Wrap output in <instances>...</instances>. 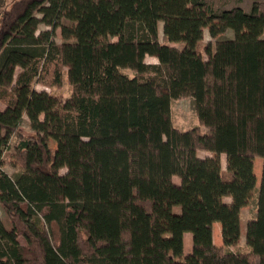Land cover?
Returning <instances> with one entry per match:
<instances>
[{"label": "trees", "instance_id": "obj_1", "mask_svg": "<svg viewBox=\"0 0 264 264\" xmlns=\"http://www.w3.org/2000/svg\"><path fill=\"white\" fill-rule=\"evenodd\" d=\"M238 25L247 36H218ZM263 33L264 0H0V264H264ZM64 78L65 98L50 91ZM182 96L199 118L189 129L171 118Z\"/></svg>", "mask_w": 264, "mask_h": 264}, {"label": "rangeland", "instance_id": "obj_2", "mask_svg": "<svg viewBox=\"0 0 264 264\" xmlns=\"http://www.w3.org/2000/svg\"><path fill=\"white\" fill-rule=\"evenodd\" d=\"M207 1L212 4V6L215 10L218 11V10H221L223 8L233 7L235 5H241V6L243 5L244 7H249L248 10H250L251 5L256 0H207ZM257 1H260V0H257ZM39 15H41V14H39ZM49 27H51V26L47 25L45 23H41L39 30L44 29V28H49ZM159 28L161 30V33L159 34V40L165 41L166 38L164 37V35L162 33L163 29H162V23L161 22H160ZM246 28H247V32H248L247 26L238 25L237 27H235L233 29H229L226 32H224L218 36H233V37L234 36H247ZM263 36H264V33H263ZM56 39L58 41L63 40V36H62L60 28H58L56 31ZM215 40H216V38L212 37L210 35L208 27H205L204 34H203V37L201 40L200 48L204 51L203 47L206 45V43H209V42L214 43ZM176 44L181 45L180 42L176 43ZM146 60L149 62H157L158 61L157 57H155L153 55H147ZM124 71L129 73V74H133V72H134L130 68H125ZM36 87L42 88V86L40 84H37ZM50 91L55 92V93H57L60 96L65 98V97H68L70 95L71 86L68 83L67 79L64 78V81L62 82L61 85L50 87ZM171 118H172L174 125L180 129H189L191 127L199 125V118H198L197 112L195 110L194 98L192 96H182L178 99H174L172 101V105H171ZM202 129L206 130V127L202 126ZM30 132H32V128L30 126V122H29L28 117L25 116L22 124L20 125V127L18 129V133L28 134ZM16 134H14L12 136V138L10 140V147L6 151L5 157H4V159L6 161V170L10 173L14 172L18 168L17 165L14 163V158H13L14 144H15V141L17 140ZM48 140H49L50 146L55 147L56 141L53 140L52 138H48ZM203 152H204V150H199L198 154L201 156L203 154ZM256 160H257L256 161L257 166L255 167V171H256V174L258 176V185H259L263 158L257 157ZM62 170H65V169H62ZM173 180L176 183H180V181H181V179L178 175H174ZM202 190H203L202 197L204 199H209L210 198V179L204 178L203 183H202ZM256 197H257V192H254L252 194L250 200H249V203L246 206H244L242 208V211H241V217L243 219L245 231L247 230V225H248L249 221L255 216ZM230 199L231 198L229 196L224 197L225 201H230ZM174 210L177 212H180L181 206H179V205L174 206ZM0 216L4 219V221H6V223L8 225L11 224V217L8 214V212L6 211V209L3 207L2 204H0ZM214 229L216 230V233L218 230V234L215 236V242L216 243H219V242L222 243L223 241H222V236L220 233V222H216L214 224ZM245 233L242 236V239L239 243V247H241L242 249L247 248V239H246ZM188 234L190 236H192V232H188ZM190 251H192V238L190 239V241L187 240L185 243V253H188Z\"/></svg>", "mask_w": 264, "mask_h": 264}, {"label": "crops", "instance_id": "obj_3", "mask_svg": "<svg viewBox=\"0 0 264 264\" xmlns=\"http://www.w3.org/2000/svg\"><path fill=\"white\" fill-rule=\"evenodd\" d=\"M237 6V5H235ZM243 6V5H242ZM252 6V5H251ZM234 7V6H233ZM244 7V6H243ZM228 8H231V7H228ZM246 10H248L249 7H244ZM159 34L161 33V30L159 29ZM214 153L213 152H210V151H207V150H204L203 154L201 156H205V155H213ZM199 155V154H198ZM257 159V158H256ZM255 159V167L257 166V160ZM221 161H222V165L225 167L226 166V156L225 154H221ZM221 233V232H220ZM218 234V230H217V233H216V230L214 229V240H215V236ZM185 243L187 240L190 241V239L192 238V236H190L188 234V232L185 233ZM217 244H221V242L217 243Z\"/></svg>", "mask_w": 264, "mask_h": 264}]
</instances>
